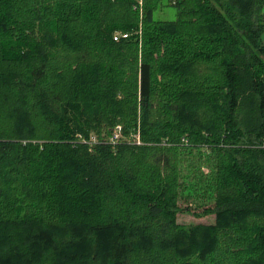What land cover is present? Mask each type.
Instances as JSON below:
<instances>
[{"label": "trees", "instance_id": "1", "mask_svg": "<svg viewBox=\"0 0 264 264\" xmlns=\"http://www.w3.org/2000/svg\"><path fill=\"white\" fill-rule=\"evenodd\" d=\"M0 264H264V0H0Z\"/></svg>", "mask_w": 264, "mask_h": 264}, {"label": "rangeland", "instance_id": "2", "mask_svg": "<svg viewBox=\"0 0 264 264\" xmlns=\"http://www.w3.org/2000/svg\"><path fill=\"white\" fill-rule=\"evenodd\" d=\"M155 20H160V21H173L176 19V11L174 8L172 7H166V5H164L163 7H161L154 15ZM135 140L137 141V137L135 138ZM195 155V154H194ZM194 157V156H192ZM205 170V169H204ZM203 170V172H204ZM206 173V171H205ZM184 208V207H183ZM191 209L193 211H195V209L193 208V206L191 207ZM185 218V217H184ZM195 219L193 217H189V215H187L186 219H185V223L190 224L194 221ZM201 220H196L197 222L202 221ZM203 222V221H202Z\"/></svg>", "mask_w": 264, "mask_h": 264}, {"label": "built area", "instance_id": "3", "mask_svg": "<svg viewBox=\"0 0 264 264\" xmlns=\"http://www.w3.org/2000/svg\"><path fill=\"white\" fill-rule=\"evenodd\" d=\"M113 40L116 41L117 40V37H114Z\"/></svg>", "mask_w": 264, "mask_h": 264}]
</instances>
